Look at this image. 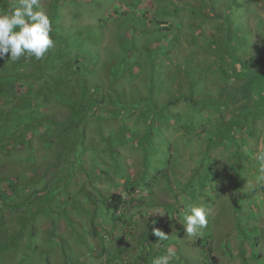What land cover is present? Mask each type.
Returning <instances> with one entry per match:
<instances>
[{"label":"rangeland","instance_id":"rangeland-1","mask_svg":"<svg viewBox=\"0 0 264 264\" xmlns=\"http://www.w3.org/2000/svg\"><path fill=\"white\" fill-rule=\"evenodd\" d=\"M10 1L8 12L18 6V0ZM228 2L59 0L55 10V0H40L51 20L54 45L48 51L58 55V67L73 64L75 70L67 72L68 84L49 88L51 83L36 77L33 63L24 60L26 55L0 59V80L6 73L11 84L4 81L0 92V126L8 133L4 140H19L12 135L16 128L24 139L21 154L20 143L11 144L6 172L16 177L27 168L37 169L27 178L37 182L40 174L38 188L51 184L52 210L77 222L80 234H67L73 227L62 216L56 234L49 230L50 220L40 218L31 249L13 253L16 263L55 264L47 245L60 248L64 238L68 248L84 257L77 264H152L170 250V264H208L198 240H208L207 252L217 264H264V181L259 180L264 116L254 123L250 114L248 126L240 129L234 115L247 99L229 105L222 98L235 70L214 40L225 35L221 27ZM5 9L0 6V14ZM241 13H247L246 31L252 36L239 61L253 56L262 68L264 36L254 19L264 18V0L245 2ZM68 98L85 104L80 118H70ZM24 99L28 107L17 108ZM35 110L43 123L33 119ZM69 124L74 128L62 132ZM65 179L69 183L61 191ZM130 182L148 191L142 205L128 212L122 206L117 214L134 216L133 226L126 225L128 232L120 231L117 239L93 238V217L96 224L110 225L115 217L106 200L117 192L127 198L124 189ZM74 201L83 212L68 206ZM190 205L204 208L208 221L192 235L183 221ZM9 227L17 231L20 226L14 222ZM154 228L167 239L159 240Z\"/></svg>","mask_w":264,"mask_h":264},{"label":"trees","instance_id":"trees-1","mask_svg":"<svg viewBox=\"0 0 264 264\" xmlns=\"http://www.w3.org/2000/svg\"><path fill=\"white\" fill-rule=\"evenodd\" d=\"M247 1L249 0H229V2L226 4V7L224 8V13H227V15L224 17L225 26L221 27V30H225V35L217 39L216 41L214 40L216 45H219L221 48H223L222 54L227 53V55L231 57L230 62L232 64V68L235 70V73L232 78L228 79L227 85L222 89V98H225V101L228 102L229 105L236 103L240 99H247V103L245 102L244 106H242L240 110H236V113L234 115L238 118L240 129H243L244 127H246V125L248 126L247 119L250 114L253 113L252 121L254 123L264 116V65L262 64L263 67L261 68L258 65L259 62L253 63V56L250 61H239V52L244 50L245 54V50L247 49V47L251 46L250 36H252V31H246V27H249L250 24V20L247 19L246 14L250 12L241 13L244 3ZM10 3V0H0V6L6 8L5 12L2 14L8 13V11H10ZM16 4H18V2H14V5ZM54 4V8L56 10L59 5V0H55ZM254 10L255 9H252V12ZM241 14L242 16H240ZM51 15H53L54 17L56 16L55 13H51ZM245 18L246 21L244 20ZM254 20L257 23L258 28L262 30V35L264 36V18H259L255 16ZM224 48H226V50H224ZM48 50L45 53L47 61H45L46 58L37 60L35 57H29L27 55V59L24 60H28L33 63V69L36 77H40L43 80L47 79L49 84L51 83L49 88H52L53 85H55L56 88H59L63 84H68L66 83V80L69 76L67 72L73 69V64H67V66H64L62 68L58 67V62H55L58 55H52ZM24 60L19 61L21 63ZM50 61H52V63H50ZM26 63L28 62L24 61L23 65ZM47 66L51 69L49 68V70ZM74 70L75 67L73 71ZM51 73L54 74V76H52L55 77V79L53 78L54 80L50 77ZM3 76V81L1 82L0 80V92L3 90V85H11L9 83H6V80H8V76H6V73H4ZM0 78L2 77L0 76ZM4 81L6 84H3ZM55 92L56 89L53 88L52 93L53 96L56 97ZM68 99L72 101V105L71 103H69V106L73 110L70 118L72 116L80 118L81 113H83V111L86 109L85 104L80 103L74 98ZM28 102L29 100L24 99L20 104L18 103L17 108H22L25 106L28 107ZM32 116L35 121L39 120L40 124L44 122L43 115L40 111L38 113L37 110L33 111ZM46 120L50 121L49 119ZM3 127L6 126H0V156L3 155L1 157L2 161H0V264H22L20 262L16 263L17 261L15 259V256H13V253L19 249H22L23 251L31 249L33 241L36 240L34 236L38 235L37 233H35V223L38 219L41 218L50 220L52 226L49 228V230L54 229L56 234V221L59 219L60 216H62L65 220L67 219L71 227H73L70 231H68L67 234L79 235L80 232L77 228L78 223L73 222L72 218H68L67 216H65L66 214H64L63 211L57 212L52 210L50 203L54 201V197L49 191L52 189L51 184L49 183L46 184L43 188H38L40 183H42L41 181L43 179L40 174V180L37 182H32L30 179L27 178V175L29 173H31L32 176L34 172L38 173L37 169L27 168L22 172H17L16 177L13 175L12 172L10 174H7L6 171L10 170L11 164L8 159H10V156L12 155V153L10 152V146L14 142L18 141L21 146L17 150V153L21 154V151H23L22 147H24V139H22L20 131L16 128L12 131V135L18 134L20 139H11L7 142L6 140H4V138L8 137V133L2 130ZM63 128L64 129L62 132H68L74 127L72 126V124H69L66 128ZM254 133V131H251V135H254ZM42 142L46 145L47 140L45 139V137L43 138ZM29 145L26 146V148L29 147ZM48 147H50V145H48ZM30 157L31 155L18 158L17 161L24 162L25 160L30 159ZM233 174L235 176V179L239 181V177H241L240 172H236ZM68 183L69 182L65 179L63 182L64 186L62 184L60 190L63 191L68 185ZM124 190L127 194V198H124L123 194L117 192L113 194L112 197H109L106 200V206L108 205L107 208L109 210L112 209V216L115 217V220L113 219L110 225L108 224L106 226L101 222H98V224H96L95 218L93 217V238L97 237L98 239L102 240L103 237L109 235L111 238L117 239L120 234V231H122L121 234L128 232V229L125 228L126 225H128L129 228L133 226L135 221L134 216L129 219H125L124 215L122 217L117 214L122 206L125 207L124 211L128 212L136 206L142 205V200L147 199L146 196L148 195V191H143L141 188H139V185L136 182L128 183ZM90 203L93 202L90 201ZM71 204L72 206H68H70L71 208L76 207L74 210H76L78 213L83 212L84 209L81 206V203L74 201L71 202ZM14 222H17L20 226L17 231H11L9 227V225ZM113 230L116 231L114 232ZM55 234L51 235L50 237V242L53 244L55 242ZM24 235L27 236V239ZM60 236L62 237V235ZM41 239H43V236L41 237ZM41 239L39 238L37 240ZM198 243L202 248H206V257L208 260V264H217L213 261L214 258H212L207 252L208 246H210L208 244V240H198ZM79 245L84 246L85 243H81ZM67 246V242L64 238H62L60 248L57 246L53 248L52 246L49 247L47 245L46 253L49 254L54 252L55 264H77V260L79 258H82L83 263L84 257L82 255H78V253H74ZM129 252V255H131L132 259H134L135 257L132 256L131 251ZM147 253L148 252H146L145 256L147 255ZM44 262L45 264H54L52 260ZM109 264H111V262Z\"/></svg>","mask_w":264,"mask_h":264},{"label":"clouds","instance_id":"clouds-1","mask_svg":"<svg viewBox=\"0 0 264 264\" xmlns=\"http://www.w3.org/2000/svg\"><path fill=\"white\" fill-rule=\"evenodd\" d=\"M18 29V30H17ZM51 20L40 6V0H18V6L11 12L0 14V59L10 54L15 61L27 55L40 60L54 45L51 38ZM264 161V156L261 157ZM259 180L264 181V166L260 169ZM184 228L189 235L208 223L205 209L190 205L183 215ZM153 234L159 240H166L167 234L158 228ZM173 253L159 256L152 264H170Z\"/></svg>","mask_w":264,"mask_h":264}]
</instances>
